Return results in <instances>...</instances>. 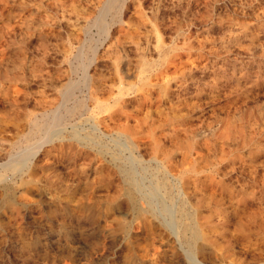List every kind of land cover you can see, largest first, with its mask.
Wrapping results in <instances>:
<instances>
[{
    "label": "rangeland",
    "instance_id": "1",
    "mask_svg": "<svg viewBox=\"0 0 264 264\" xmlns=\"http://www.w3.org/2000/svg\"><path fill=\"white\" fill-rule=\"evenodd\" d=\"M106 1L0 0V161L53 112L66 139L62 152L38 155L41 194L26 196L22 218L0 190V264H190L163 227V198L149 199L154 214H136L120 166L148 193L175 187L196 155L208 160L206 196L222 180L254 212H216L190 188L227 255L208 264H264V0H118L101 29ZM141 221L161 236L146 237Z\"/></svg>",
    "mask_w": 264,
    "mask_h": 264
},
{
    "label": "bare ground",
    "instance_id": "2",
    "mask_svg": "<svg viewBox=\"0 0 264 264\" xmlns=\"http://www.w3.org/2000/svg\"><path fill=\"white\" fill-rule=\"evenodd\" d=\"M102 7H103L102 12H101V15L97 19V23L100 25L101 29H104L105 27H104L103 16L106 13L117 10L118 0H108L104 4V6L102 5ZM74 87H75L74 83L66 84L64 91L62 93L64 100L69 99L71 97ZM120 102H121L120 97L115 98L116 104H119ZM102 103H103L102 101H97V104L99 106ZM193 114L194 113H192V115ZM118 122L119 121H117V123ZM61 125H62V116H60L59 114L55 112H53L52 115L49 116L48 120H44L41 122L32 120L31 130L29 134L25 137V144L23 146L21 144H18V145L16 144L13 147L15 151L10 154L9 158L4 162L0 161V190L6 191V194L9 197L8 202H10V206L13 208L14 212L12 211V213H14L13 215L15 217L22 218V206H26L29 204L26 199L27 195L32 193L34 190H36V192L41 194V191H39V188L37 189L35 188V186L37 187V180L35 179L37 175L32 167V166L36 167V165H38V163H36L37 162L36 159L38 155L40 154L41 150L45 146H49V147L51 146V148L47 150L48 155L52 154L53 151L62 152L64 150V146L62 142H64L65 138L62 136L63 129H61ZM96 127H99V126H96ZM82 136L78 134L77 132H74L72 135H70L71 139L76 140V141H81L82 139H87V138H89V140H93L91 137H88V136L82 137ZM103 150L105 151V149ZM114 160H116L115 157H114ZM157 160L159 159L157 158ZM173 163L176 164V162H173ZM51 164L49 163L48 165H51ZM188 164L190 165L189 168H183L179 170V173L174 175V178H175L174 181L177 182L175 183V187L170 188L165 182L163 184L155 183L152 189L148 193L143 192V188H142L143 185H141V183L138 181L135 172L131 168H128V166L127 167L120 166V172L122 173L123 177L125 178L127 182L126 185H128V189L126 191L127 200L129 202V205L134 209L136 214L138 215H142L143 213L154 214L155 208L149 199L151 197L161 196V198H163L162 205L160 204L161 211L162 213L166 215L168 214L171 216L170 221H167V223H163V227L165 229H168V231H170V233L177 239L178 242H180L182 246L184 245V247H186L184 248V250H185L186 258L188 262L190 264H208V262L210 263V262H213L214 260H224L227 257L226 251L224 249L222 250L219 248L218 243H219L220 237L219 235L214 234L215 230H214L213 225L211 224V221L209 219H206V217L204 218L203 216H199L200 213L198 214V211L194 209L193 205L191 206L187 200L188 194L191 192V191L189 192L190 188H193L196 191L201 190L200 186H202L203 184L199 185L202 183V182L200 183L201 177H199V173L206 171L208 167V160L206 158H203L202 155L200 156L196 155V158H194L193 161L189 162ZM85 166H87V163L85 164ZM80 167H81V164H80ZM161 168H162V171L165 172V174L168 173V170L165 169L164 166H161ZM171 170L173 171V169ZM209 177L210 175L205 176L206 179H208ZM209 179H211V177ZM217 183L215 184H217L218 188L220 187L219 193L217 192L218 191L217 190V191H214L215 193H209L206 196L205 194L206 192L201 190L204 193L205 198L209 197V199L211 200V203L217 209L216 212L220 213L222 211L221 213H223L224 206L228 204L234 208L236 214H238L241 219L245 216L250 215L251 213L254 214V212H251L246 207L244 203V196L241 195L236 190H234L235 188L232 189L233 187L232 188L231 186L229 187L227 184H225V182H222V180L218 181ZM16 184L24 189V190L23 189L21 190L20 195H19V190L15 189ZM9 190L11 191V193L8 192ZM174 190L175 191L177 190V193ZM173 192L177 194L176 196L177 198L174 197ZM216 192L218 193V195L220 194L219 197ZM223 194H226V198H224L225 196L222 198ZM140 200L141 201L143 200L144 201L143 203H145V205L142 204V202L140 203ZM260 214H261L260 218L258 217H255V218L256 219L258 218V220L260 219L258 222H259L260 234H262V238H263L262 240V245H263L264 244V207L260 208ZM146 223H147L146 221H141V225L145 230L144 233L146 237H149L150 235H156L157 237L161 236L160 232L156 234V232L150 231V229L149 230L146 229ZM242 225L246 227V224L244 222H242Z\"/></svg>",
    "mask_w": 264,
    "mask_h": 264
}]
</instances>
